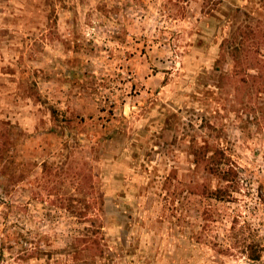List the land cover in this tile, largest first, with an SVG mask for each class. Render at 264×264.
Segmentation results:
<instances>
[{
    "label": "rangeland",
    "instance_id": "374dc122",
    "mask_svg": "<svg viewBox=\"0 0 264 264\" xmlns=\"http://www.w3.org/2000/svg\"><path fill=\"white\" fill-rule=\"evenodd\" d=\"M0 264H264V0H0Z\"/></svg>",
    "mask_w": 264,
    "mask_h": 264
},
{
    "label": "trees",
    "instance_id": "16d2710c",
    "mask_svg": "<svg viewBox=\"0 0 264 264\" xmlns=\"http://www.w3.org/2000/svg\"><path fill=\"white\" fill-rule=\"evenodd\" d=\"M228 175H229V170L222 174V178L221 179L223 181L227 182L230 179ZM223 194H224V192L221 189H218V190L214 191V195L218 196L219 198L223 197ZM249 257L251 259H253V260H258L260 258L259 253H257L254 249L250 250Z\"/></svg>",
    "mask_w": 264,
    "mask_h": 264
}]
</instances>
